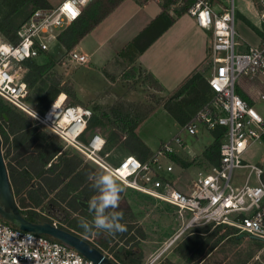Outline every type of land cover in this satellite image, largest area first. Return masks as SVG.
Returning a JSON list of instances; mask_svg holds the SVG:
<instances>
[{"label":"built area","instance_id":"obj_1","mask_svg":"<svg viewBox=\"0 0 264 264\" xmlns=\"http://www.w3.org/2000/svg\"><path fill=\"white\" fill-rule=\"evenodd\" d=\"M90 1L62 0L55 7L37 8L18 28L15 43L0 33V99L53 134L64 149L77 152L91 166L113 175L122 187L175 207L181 225L165 242V247L173 245L184 232L207 224H223L234 229L235 235H252L264 242V169L243 160L251 144L264 141V118L236 91L237 82L245 77L261 86L257 93L264 101V0L251 3L259 23V41L243 50L237 49L235 41L233 3L219 11L208 0H195L188 8L187 13L195 24L211 31L208 47L211 70L206 79L211 97L183 127L193 136L199 124L208 131L223 130L218 165L196 170L189 179L188 192L178 188L173 179L164 177L173 171L170 155L176 149L195 156L179 134L163 142L145 160L123 155L110 162L106 139L98 131L87 134L92 115L89 108L68 103L66 95L58 105L55 99L43 113L27 102L25 62L47 51V40L57 38L62 28L76 20ZM67 55L73 66L87 62L84 54L74 50ZM237 168L249 169L245 182L239 185L233 173ZM251 174L254 183H249ZM45 217L52 225L63 227L58 219ZM99 249L113 264H125L114 256V251ZM0 264L94 263L54 238L22 231L0 217Z\"/></svg>","mask_w":264,"mask_h":264},{"label":"trees","instance_id":"obj_2","mask_svg":"<svg viewBox=\"0 0 264 264\" xmlns=\"http://www.w3.org/2000/svg\"><path fill=\"white\" fill-rule=\"evenodd\" d=\"M122 1L123 0L90 1L83 8L81 15L58 34L57 40L65 47L66 52L72 51L80 39L108 16ZM134 1L139 5H144L151 0ZM194 1L195 0H183V4L174 11L175 16L186 13ZM46 5L47 3L45 0H0V33L4 38L15 43L17 41L16 32L20 25L28 19L34 10ZM89 10L93 13L89 14ZM163 18H165L166 21L157 32L153 36H145L147 33L151 32L155 26L158 25L160 19ZM173 19L174 17H168L167 7L162 4L161 12L158 16L119 51L118 56L122 58L123 61H120L118 65L122 68H126L128 65L132 64L140 52H142L162 30L168 27ZM143 37L144 41L141 40ZM42 54L47 55V51L25 62L28 71L24 77V81L28 88L34 90L33 103L35 104L34 107L36 111L39 113H43L61 92H65L70 98H74L75 96L73 90L69 86L62 87L60 85V78L56 74L52 75V73H49V70L54 67L55 62L51 60L47 63L37 62ZM145 77L150 87L154 90L162 89L160 83L151 74L148 73ZM252 84L253 81H246L245 77H241L236 84L238 95L249 105H253L258 99L255 91H259V89H255ZM191 93H193L192 96ZM210 97L211 92L203 75L199 71H192L182 81L170 98L180 102V106L186 101H189L193 103L195 107H198V105L201 107ZM97 109H99V107L95 106L93 111ZM197 109L198 108H196V111ZM109 110L117 115L119 111H121L114 107H110ZM183 110H185V113L187 112L186 109ZM3 114H5L6 119L3 117ZM107 114V112L92 114L88 120L87 129L98 126H108L109 122H105ZM132 121H130L131 124L129 126L121 128L122 130L125 129L128 138L132 136L135 140L139 141V138L133 130L135 121ZM111 124L110 122V125ZM113 126L115 127V125ZM212 133L214 138L213 141L203 148L200 155V158L204 160L208 166L218 165L219 163V143L223 130L216 129L213 130ZM118 136V133L113 132L110 138H117ZM0 137L2 140L4 159H8V170L14 187V194L19 199V207L22 208L20 210L21 213L32 222H42L48 221V219L41 213L36 212L34 208H38L40 212H48L55 209L60 212V214L64 213V220H66L67 224L74 228H78L74 222L75 218L70 217L66 210H80L82 214H90L80 207L78 201H89L93 196H99L103 188L100 182L101 174L95 171L90 164L79 159L75 154H69L67 151L63 150L61 143L56 139L49 138L27 117L1 101ZM141 145L144 146L142 143ZM126 147L128 150L133 149L138 156L137 158L140 160H145L150 155L148 151L141 153L132 147ZM170 158L183 167L190 166L196 162L194 159L186 160V158L177 156L176 154H171ZM19 159H29L26 167H22ZM48 162L49 166L44 169V166ZM164 177L170 178L171 176ZM59 184H62L61 187H58ZM20 189L23 190V194H20ZM50 194L53 195L50 196ZM61 203L64 205H61ZM111 211L123 213V219L120 222L126 226L127 231L124 233H117L114 236L100 233V238L97 239L98 243L107 246L109 242L114 240L113 238L115 236H119L121 239H124V243L128 244L129 248L134 249L138 244V238L143 237V232L141 228H135L134 224L131 222L133 218L131 208L125 199L121 197L118 208L115 210H106L105 214L110 215ZM210 226L212 225H207L204 230H208ZM234 233L235 231L231 227L223 224L215 225L209 237V239L214 236L216 237L213 243L208 246L210 242L209 239L202 240L201 237L194 234L181 242L182 251H178V254L185 259L187 263L194 264L202 259L204 255L221 240L229 238L230 236L238 237ZM114 256L122 263H127L116 251H114Z\"/></svg>","mask_w":264,"mask_h":264},{"label":"rangeland","instance_id":"obj_3","mask_svg":"<svg viewBox=\"0 0 264 264\" xmlns=\"http://www.w3.org/2000/svg\"><path fill=\"white\" fill-rule=\"evenodd\" d=\"M47 5L43 7H55L61 0H45ZM160 4L171 9L174 13L182 4L183 0H158ZM253 0H208L216 10H223L228 7L231 3L234 5L235 9V21L234 29L236 32L235 41L237 48L241 46L243 41H253L256 39L255 32L250 31L251 25L250 19L252 18L251 3ZM93 12L89 10V14ZM250 23V24H249ZM68 27L62 28L60 33ZM199 44L204 45L207 50L211 43V36L209 34L199 35ZM48 50L47 55L44 58H40L38 63H47L48 61L55 62L54 67L49 70L52 75H57L60 78V85L62 87L69 86L74 95L84 100L83 97L93 94H98V90L102 89V84L98 78V74L94 72L93 69L86 70L85 68L78 67L73 68L74 63L68 62V55L65 47L57 40V38H52L47 40ZM59 63V64H58ZM136 70V69H135ZM135 70L127 69L126 76L129 73L134 72V80L128 85L123 83H118L115 87L117 90L123 91V96L128 103L132 100V104H126L125 109L127 114L117 115L112 113L109 109L107 111V118L105 122L108 126L105 127H93L87 129V134L93 131H98L105 139L106 146L105 150L110 153V162H115L117 159L123 155L128 154V147L134 148L138 152L148 151L150 154L157 150L163 142L170 140L175 134H179L182 140L187 144L192 146L193 150L198 152L199 149L205 145L210 144L213 141V133L204 129L200 124L198 125V132L196 136L188 134L184 126V123L189 122L190 118L199 110L195 107L193 103L186 101L182 106L180 102L173 98L165 97L164 95L157 94L152 87L148 84L145 75L140 71L136 74ZM209 61L206 60L201 68L200 73L206 80L210 74ZM255 89H261L260 85L253 81L252 84ZM131 87L134 92L132 93ZM103 90V89H102ZM34 90L29 88L27 102L35 106L33 103ZM256 93L258 91H255ZM64 93V92H63ZM190 94V93H188ZM193 93H191L192 96ZM258 97V93L256 94ZM164 96V97H163ZM190 96V95H189ZM259 98V97H258ZM0 101L5 105L9 106L7 103ZM67 102L69 100L67 99ZM90 109H92V106ZM257 112L264 118V101L258 99V102L253 105ZM116 109L123 107L122 104L116 105ZM186 107V108H185ZM196 108L197 111H196ZM131 109V110H128ZM186 109L187 112L185 113ZM17 111L16 109H14ZM196 111V112H195ZM19 112V111H17ZM23 116L27 117L30 121L37 126L35 121L27 116L23 112H19ZM100 113V112H97ZM133 120V121H132ZM135 121V126L133 127L138 140H135L132 136L129 138L126 136L125 129L122 130L121 127L129 126L131 122ZM110 122L112 123L110 125ZM126 124V125H125ZM115 125V127L113 126ZM41 129L49 138H54L53 134L49 133L45 128ZM124 131V132H122ZM116 132L119 136L116 138H110L112 133ZM124 136V137H123ZM126 136V137H125ZM128 138V139H127ZM55 139V138H54ZM61 143L58 139H56ZM141 143L144 145L142 146ZM62 145V143H61ZM145 148V150H144ZM69 154H75L79 159L84 161L83 157L74 152L71 149H64ZM3 151V149H2ZM197 159H201L198 157ZM243 160L258 165L264 169V141L255 142L249 146L247 151L243 155ZM6 168L8 169V159H4ZM197 165H195L199 170L205 169L208 165L204 160H197ZM95 171L103 176L106 174L101 169L92 166ZM191 172H186L180 180L173 179L174 184L177 185L180 182V186H184L187 183L189 188V174ZM235 175V182L237 184H243L246 180V176L249 173L247 168H237L233 171ZM8 175L10 183L12 185L11 177L8 170ZM254 176L251 174L249 183H254ZM123 192L121 197H127L131 205V210L133 218L131 222L134 224L135 228H141L143 232V237L138 238V244L134 247V256L140 259V264H189L183 259L178 251H182L181 242L191 235H198L202 240H207L210 237L214 226H210L208 230H204L208 225H199L189 231L184 232L179 239L166 250H162L165 242L176 232L181 221L178 219L175 207L170 206L166 203L160 202L155 199H151L144 196L136 191H131L123 187ZM14 200L19 206V199L14 194V187L12 185ZM23 190L20 189V194ZM70 217L75 218V224L78 228H73L78 232H81L90 242H94L95 246L107 251H115L113 249L114 245L122 244L129 247L128 244L124 243V239L119 236H115L112 242H109L107 246L100 245L97 239L100 238L99 235L93 232H85L83 228L80 227L81 218L87 221H91L93 216L85 215L80 212V210L72 211L66 210ZM58 217H62L63 224L70 226L64 220V213L59 214L58 212L51 210ZM75 232V231H74ZM215 236L209 239L208 246L213 243ZM97 244V245H96ZM158 255V256H155ZM152 262V263H151ZM130 264V263H125ZM194 264H264V242L256 240L254 238L245 235L243 237L230 236L225 238L214 245L202 259L195 262Z\"/></svg>","mask_w":264,"mask_h":264},{"label":"crops","instance_id":"obj_4","mask_svg":"<svg viewBox=\"0 0 264 264\" xmlns=\"http://www.w3.org/2000/svg\"><path fill=\"white\" fill-rule=\"evenodd\" d=\"M161 5L162 4H160L158 0H151L144 5H139L134 0H123L108 16L80 39L73 50L84 54L87 57V62L81 65L72 66L74 69H77L78 67L85 68L86 70L93 69L94 72L98 74L103 90L99 89L98 94L83 97L84 100H81L77 96L70 98L64 92L66 99L69 100L68 103L80 104L89 109V105H93L92 109H90L92 114H99L97 112H107L110 107L117 108L116 105L122 104L123 107L118 109L121 110L118 115L127 114V110L125 109L127 106L126 104H132V100L128 103V101H126L127 99L123 96V91L115 88L118 83L129 85L134 80V72L129 73L126 76L125 72L127 69H136V74H138L139 71L143 75L148 73L151 74L162 86L161 90L154 91L165 97H172L182 81L192 71H199L202 64L206 60L209 61L208 49H205L203 43L199 44L198 39L200 34L205 36L209 34L211 36V31L199 28L189 13L186 12L179 16H175L173 11L167 8L168 17H174L171 24L162 30L156 38H154L152 42L140 52L132 64L128 65L126 68H122L118 65L120 61H123V59L118 56L119 51L158 16L161 12ZM251 14L252 18L250 21L254 29L251 27L249 28L250 31L255 32L256 39L253 41L241 42V47L239 49L237 48L238 50H243L246 45L256 44L259 41V23L255 14L253 12ZM165 21V18L160 19L158 25H156L155 28L145 36H153ZM141 40L144 41V37ZM44 57H46L45 54L40 56V58ZM246 81L248 80L246 79ZM131 91L132 93L134 92L132 87ZM258 99L253 105L258 102ZM95 106H98L99 109L93 111ZM53 137L57 139L55 136ZM206 145L207 144L203 145L198 152L194 151L192 146L189 145L195 156L187 154L184 150L176 149L175 154L177 156L184 157L186 160L194 159L196 162L190 166L183 167L171 159L173 162V171L167 174V176H171L170 179L177 178L180 180L186 172L190 171V179L193 173L198 170L195 165L198 164L197 160L201 159L197 158L200 157L201 152ZM128 151L129 152L126 155H134L138 157L133 149H129ZM19 160L21 161L22 167H26L29 162V159ZM48 166L49 162L46 163L44 169ZM61 185L62 184H59L58 187H61ZM176 186L184 192H188L189 190L187 183L184 184V186H180L179 182ZM51 195L53 194H50V196ZM124 199L131 208L127 197H124ZM61 205L64 204L61 203ZM18 208L20 210L22 209L19 206ZM34 210L44 215V217L45 215H50L63 224L62 217H58L54 213L52 214L51 211L40 212L38 208H34ZM52 210L56 211L55 209ZM58 213L60 214V212ZM63 227L75 231L82 237H86L81 232L73 230L71 226L63 224Z\"/></svg>","mask_w":264,"mask_h":264},{"label":"water","instance_id":"obj_5","mask_svg":"<svg viewBox=\"0 0 264 264\" xmlns=\"http://www.w3.org/2000/svg\"><path fill=\"white\" fill-rule=\"evenodd\" d=\"M3 117L6 119L5 114ZM80 207L94 216L92 212L88 210V201L79 200ZM0 217L8 221L14 227L27 232H33L37 234H44L51 238H54L67 246H70L77 250L84 257L92 261L94 264H113L94 244L90 243L86 239L80 237L76 233L52 225L49 221L32 222L28 220L20 211L15 203L12 185L10 183L8 169L4 161L2 151V140L0 137ZM238 238L245 236V234L237 235ZM249 237L262 241V239L250 235ZM115 251L120 254L127 263L140 264V259L134 256V250L126 247L122 244L117 245Z\"/></svg>","mask_w":264,"mask_h":264},{"label":"clouds","instance_id":"obj_6","mask_svg":"<svg viewBox=\"0 0 264 264\" xmlns=\"http://www.w3.org/2000/svg\"><path fill=\"white\" fill-rule=\"evenodd\" d=\"M103 185L99 196H93L88 201V210L94 214L91 221L81 218L80 227L85 232H93L96 235L105 233L114 236L117 233H124L127 228L120 221L123 219V213L111 211L106 215V210H115L121 201L123 187L117 182V179L110 174H104L100 178Z\"/></svg>","mask_w":264,"mask_h":264},{"label":"bare ground","instance_id":"obj_7","mask_svg":"<svg viewBox=\"0 0 264 264\" xmlns=\"http://www.w3.org/2000/svg\"><path fill=\"white\" fill-rule=\"evenodd\" d=\"M65 98V93L61 92L58 97L56 98L55 100V105H58L59 103H61V101H63ZM167 247H163L162 249L166 250ZM155 256H158V255H155ZM152 263V262H151Z\"/></svg>","mask_w":264,"mask_h":264}]
</instances>
